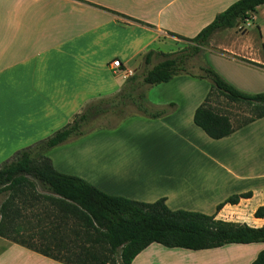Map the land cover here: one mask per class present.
Returning a JSON list of instances; mask_svg holds the SVG:
<instances>
[{"label":"crops","instance_id":"1","mask_svg":"<svg viewBox=\"0 0 264 264\" xmlns=\"http://www.w3.org/2000/svg\"><path fill=\"white\" fill-rule=\"evenodd\" d=\"M236 1L0 0V164L64 127L88 102L118 93L162 54L184 50L176 41L194 38ZM246 24L257 34L237 30ZM236 35L248 36V42L236 45ZM202 50L208 65L235 89L263 92L264 5L234 28L215 33ZM114 60L121 64L117 75L110 70ZM161 85L171 87L169 97L149 92ZM209 90L205 80L186 75L146 87L151 112L166 110L165 115H136L125 124L127 134L94 133L55 149L80 150L83 171H71L50 151L52 166L112 197L143 203L164 199L170 210L261 227L264 218L254 212L264 207V117L213 140L193 122ZM243 193L251 197L216 210ZM263 249L264 243L198 251L153 243L131 264H252ZM2 252L9 256L6 264H65L0 237Z\"/></svg>","mask_w":264,"mask_h":264},{"label":"trees","instance_id":"2","mask_svg":"<svg viewBox=\"0 0 264 264\" xmlns=\"http://www.w3.org/2000/svg\"><path fill=\"white\" fill-rule=\"evenodd\" d=\"M261 5L264 0L234 2L194 38L185 39L191 46L162 54L159 63L146 68L141 77L128 78L118 93L88 102L64 127L2 162L0 196L4 199L0 204V237L65 264H131L153 243L167 249L191 251L264 243V225L255 228L216 220L215 216L199 212L170 210L164 199L143 203L112 197L78 177L57 172L48 157L50 150L83 137L94 124L103 126L99 120L124 119L130 104L144 117L156 119L165 115L166 110L153 113L149 106L146 108L148 102L141 89L180 75L210 81L209 92L193 114L194 124L209 138H225L263 118L264 92H241L207 65L198 66V74L188 70L190 60L203 54L202 49L209 46L215 33L234 28ZM153 54L150 51L144 56L145 67ZM214 97L231 104H245L255 114L233 126L229 115L212 105ZM250 197V193L232 195L216 210ZM23 211H31V217ZM254 217L264 218V207L257 208ZM252 264H264V249Z\"/></svg>","mask_w":264,"mask_h":264},{"label":"rangeland","instance_id":"3","mask_svg":"<svg viewBox=\"0 0 264 264\" xmlns=\"http://www.w3.org/2000/svg\"><path fill=\"white\" fill-rule=\"evenodd\" d=\"M249 25H250L249 27L245 26L244 30L247 31V33H249L250 36L257 34L256 29L251 24H249ZM238 31L241 32L242 30H238ZM236 36H235L236 38H233L234 41L236 42V45H239L242 42H244V43L248 42V38H249L248 36H246V37H244V36L238 37V35H236ZM176 44L184 46L185 49L192 45L191 42H187V41H182V42L176 41ZM201 62L203 63V65L209 66L208 63L206 62V58H204V51H203V54L196 55L190 60L188 70L193 72V73H195V72L197 73V70L195 67L197 66V64H200ZM143 70L144 69L142 67L140 69V71L138 72V74L139 75L142 74ZM181 76H183V75H181ZM205 81L210 85V81H208V80H205ZM260 87H263V85ZM169 88H170V90H167ZM145 90H146V86L141 89L143 94H145ZM152 90H154V91H152ZM171 90L172 89L170 86L161 85L159 87L150 88L149 92L151 93V92L156 91V92L162 93L164 97H169ZM260 93H262V92L260 91ZM212 105L214 107L224 111L226 114H228L231 121H232L233 126L238 125V123L247 120L248 118H250L251 116H253L255 114V112L252 109H250L248 106H246L245 104H231V103H228L223 98L214 97L212 100ZM147 106L148 105H146V108H148ZM150 110H152V109H150ZM137 113H138V111H137L136 107L134 105L130 104L126 108V117L124 119L109 118V119L99 120L98 122L103 126L96 127V125L94 124V127L91 126L92 129L90 130L89 133L85 134L83 137L70 139V140L66 141L62 145L50 150L51 154L53 156L55 155V157L60 159L62 162L67 163L69 165V168L71 169V171H74V172L83 171L85 169L86 165L81 161L80 150H77L76 152H67L66 153V150H55V149H58L64 145H68L72 142L82 141L85 138H89V137L93 136L94 133L111 132V131H115V130H120V132H121L120 134H127L128 126H126L125 124L128 121V119L138 115ZM99 137L100 138H105V137L108 138V136H106V135H100ZM126 137H127V135H126ZM49 159H50V157H49ZM3 199H4V197L0 196V204L3 201ZM24 214H25V216H29V217H31V215H32L31 211H25ZM9 260H10L9 256L4 254V252H2L0 254V264H6V262H8Z\"/></svg>","mask_w":264,"mask_h":264},{"label":"built area","instance_id":"4","mask_svg":"<svg viewBox=\"0 0 264 264\" xmlns=\"http://www.w3.org/2000/svg\"><path fill=\"white\" fill-rule=\"evenodd\" d=\"M245 26L249 27V24H246ZM245 26L244 25H242V26L238 25L237 29L245 31L244 30ZM110 70H111L112 74H114V75H117L118 73H122L120 61L119 60L112 61L110 64ZM129 74H131V73H129Z\"/></svg>","mask_w":264,"mask_h":264}]
</instances>
